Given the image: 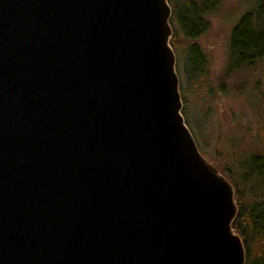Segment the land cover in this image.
<instances>
[{"label": "water", "instance_id": "water-1", "mask_svg": "<svg viewBox=\"0 0 264 264\" xmlns=\"http://www.w3.org/2000/svg\"><path fill=\"white\" fill-rule=\"evenodd\" d=\"M168 0H0V264H244L228 178L181 114Z\"/></svg>", "mask_w": 264, "mask_h": 264}, {"label": "rangeland", "instance_id": "rangeland-1", "mask_svg": "<svg viewBox=\"0 0 264 264\" xmlns=\"http://www.w3.org/2000/svg\"><path fill=\"white\" fill-rule=\"evenodd\" d=\"M252 1L220 0L207 14L208 27L196 39L207 62L203 75L189 76L187 56L176 53L184 121L201 154L231 180L239 162L264 154V58L228 68L230 30Z\"/></svg>", "mask_w": 264, "mask_h": 264}, {"label": "trees", "instance_id": "trees-1", "mask_svg": "<svg viewBox=\"0 0 264 264\" xmlns=\"http://www.w3.org/2000/svg\"><path fill=\"white\" fill-rule=\"evenodd\" d=\"M219 1L168 0L172 27L169 42L175 55L182 52L187 56L185 67L191 77L206 70V57L196 39L206 31V16ZM228 45L229 69L254 65L264 58V0H253L240 15L230 30ZM225 176L234 188L237 214L232 226L243 242L244 264H264V154L253 153L239 162L235 180Z\"/></svg>", "mask_w": 264, "mask_h": 264}]
</instances>
